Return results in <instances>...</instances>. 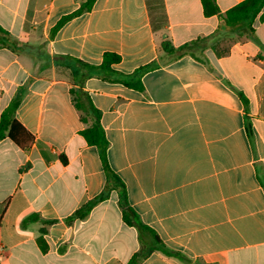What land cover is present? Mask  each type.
Wrapping results in <instances>:
<instances>
[{"label":"crops","instance_id":"obj_1","mask_svg":"<svg viewBox=\"0 0 264 264\" xmlns=\"http://www.w3.org/2000/svg\"><path fill=\"white\" fill-rule=\"evenodd\" d=\"M84 1L0 0V116L26 89L16 119L34 137L26 150L0 141V264H127L139 251L115 193L85 220L68 221L103 191L106 175L79 135L70 72L55 57L97 66L106 52L121 56L114 67L124 74L160 64L144 76V92L85 83L110 167L141 221L190 264H264V22L254 24L260 45L226 36L201 0H96L52 38ZM242 1L216 0L222 13ZM216 33L210 43L219 38L220 49L230 40L223 57L209 47L176 57L161 48ZM32 215L53 223L23 226ZM142 264L187 263L154 252Z\"/></svg>","mask_w":264,"mask_h":264},{"label":"trees","instance_id":"obj_2","mask_svg":"<svg viewBox=\"0 0 264 264\" xmlns=\"http://www.w3.org/2000/svg\"><path fill=\"white\" fill-rule=\"evenodd\" d=\"M95 2L96 0H85L77 11L64 16L51 30V37H55L57 32L70 20L92 11ZM201 3L206 17L216 16L220 19L226 30V36H236L239 39L247 38L262 45L256 36L254 24L258 18L260 22H264V13H262L264 10V0H244L226 13L221 12L216 0H201ZM216 37L217 33L207 38L190 42L179 48H176L171 42L165 40L161 48L166 55L176 57L185 54L195 56V52L200 51L203 53L209 47L218 57H223L228 51L219 48V38L214 43H210ZM262 47L264 49V46ZM55 60L58 67L70 72L72 103L80 113L81 122L85 125V128L79 132V135L89 146H93L98 150L106 175V184L103 191L77 210L68 221L85 220L97 205L109 200L115 193L121 210L122 221L128 227L136 228L139 234L140 249L127 264H142L154 252H160L168 258H175L181 262L190 264L191 262L186 256L169 249L157 233L141 221L138 214L130 206L126 186L121 178L111 169L108 161L110 144L101 123V112L95 107L90 94L85 90L87 80L98 78L106 82L122 84L137 92H144V76L158 69L160 64L154 61L136 69L131 74H124L117 71L114 67L122 61L121 56L112 52L104 53L102 63L97 66L70 56H56ZM25 93L26 89H19L10 105L0 116V141L9 139L22 150L29 149L34 143V137L16 119V111ZM239 95L245 106H247L248 101L245 96L241 93ZM246 130L249 136H251V126L247 116ZM64 162L66 163V161ZM33 222H43L46 225L53 223L52 221L42 220L39 215H32L25 219L22 225L27 226ZM45 233L46 230L42 229L41 236L38 239V243L44 251L47 248L44 240Z\"/></svg>","mask_w":264,"mask_h":264},{"label":"rangeland","instance_id":"obj_3","mask_svg":"<svg viewBox=\"0 0 264 264\" xmlns=\"http://www.w3.org/2000/svg\"><path fill=\"white\" fill-rule=\"evenodd\" d=\"M222 43H223L222 50H227V47H228V45H229V43H230V40H228V41L224 40V41H222ZM219 46H220V45H219Z\"/></svg>","mask_w":264,"mask_h":264},{"label":"built area","instance_id":"obj_4","mask_svg":"<svg viewBox=\"0 0 264 264\" xmlns=\"http://www.w3.org/2000/svg\"><path fill=\"white\" fill-rule=\"evenodd\" d=\"M3 250H4V247L0 244V260L3 257Z\"/></svg>","mask_w":264,"mask_h":264}]
</instances>
